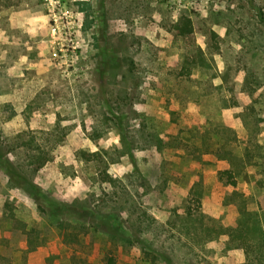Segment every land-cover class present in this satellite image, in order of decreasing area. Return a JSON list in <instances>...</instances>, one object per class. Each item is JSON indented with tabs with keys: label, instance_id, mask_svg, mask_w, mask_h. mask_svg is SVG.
Returning <instances> with one entry per match:
<instances>
[{
	"label": "rangeland",
	"instance_id": "rangeland-1",
	"mask_svg": "<svg viewBox=\"0 0 264 264\" xmlns=\"http://www.w3.org/2000/svg\"><path fill=\"white\" fill-rule=\"evenodd\" d=\"M0 153V264H242L200 223L264 214V0H0Z\"/></svg>",
	"mask_w": 264,
	"mask_h": 264
},
{
	"label": "trees",
	"instance_id": "trees-1",
	"mask_svg": "<svg viewBox=\"0 0 264 264\" xmlns=\"http://www.w3.org/2000/svg\"><path fill=\"white\" fill-rule=\"evenodd\" d=\"M179 29V28H178ZM178 34L186 35L192 32V25L189 22L187 25H184L182 29L178 30ZM2 153H0V159H2ZM4 155V154H3ZM5 156V155H4ZM4 167L8 171V174L11 177V181L14 183L15 187L22 189L24 192L34 196L37 201H39L41 197V190L37 184L30 181L25 172L19 170L18 168H13V164L9 161L8 158H4ZM48 161L37 158L35 164H37L39 168L43 167ZM34 165V164H33ZM38 169V168H37ZM222 176H227L228 178H232V175L229 172H222ZM233 185H236V182H232ZM194 195V202L196 209H192L191 207L187 210V215L190 218L196 217L198 220L199 216H202V212L200 209L202 208V195L195 191H192ZM42 211L41 206H39ZM47 214L51 217L58 218L62 215L66 214H74L78 220H84L92 218V214L89 210L83 207L79 202L73 203H65L55 205L54 207L47 209ZM244 218L237 222L235 226H223V225H208L205 222H201L200 233H202L208 240H213L219 238L221 236H226L228 239V246L231 249H240L243 251L245 255L244 262L242 264H264V214L263 216L258 213H251L248 210L244 211ZM201 219V218H200ZM62 228V237L65 235V229ZM36 233L35 229H31L26 232L28 236V246L32 249L36 248L33 241L34 234ZM3 259L0 256V260ZM104 264H120L117 261V258L111 255H108Z\"/></svg>",
	"mask_w": 264,
	"mask_h": 264
}]
</instances>
